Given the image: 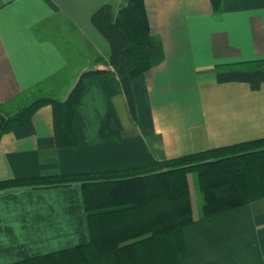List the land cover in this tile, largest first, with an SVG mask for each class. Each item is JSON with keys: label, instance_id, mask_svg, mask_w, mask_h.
Masks as SVG:
<instances>
[{"label": "crops", "instance_id": "obj_1", "mask_svg": "<svg viewBox=\"0 0 264 264\" xmlns=\"http://www.w3.org/2000/svg\"><path fill=\"white\" fill-rule=\"evenodd\" d=\"M124 3L0 0V112L64 99L81 72L108 69L84 79L74 146L56 144L50 104L32 113L31 134L0 133V180L125 168L264 137V82L215 77L217 65L264 58V0H220L218 10L210 0H144L163 59L131 80L132 112L91 22L100 6ZM187 181L195 221L183 228L182 264H264V196L199 218L192 172ZM88 240L79 182L0 191V264Z\"/></svg>", "mask_w": 264, "mask_h": 264}, {"label": "trees", "instance_id": "obj_2", "mask_svg": "<svg viewBox=\"0 0 264 264\" xmlns=\"http://www.w3.org/2000/svg\"><path fill=\"white\" fill-rule=\"evenodd\" d=\"M210 1L218 10L220 0ZM91 22L109 43L107 62L132 112L131 80L163 59L161 40L149 30L144 0H125L117 10L104 4L92 13ZM107 70L81 72L64 99L38 96L15 111L0 112V133L31 134L32 113L50 104L56 144L74 146L72 121L84 79ZM215 71L218 82L243 81L256 89L264 82V58L220 64ZM187 172L194 174L201 195L199 218L262 197L264 137L125 168L2 179L0 191L79 182L89 229L87 242L7 264H182L183 228L195 221Z\"/></svg>", "mask_w": 264, "mask_h": 264}, {"label": "rangeland", "instance_id": "obj_3", "mask_svg": "<svg viewBox=\"0 0 264 264\" xmlns=\"http://www.w3.org/2000/svg\"><path fill=\"white\" fill-rule=\"evenodd\" d=\"M78 62H79V61H78ZM81 62H83V61H81ZM193 176H194V174H193ZM196 193H197V196H198L199 199H200V200H199V201H200V202H199V205H201V195H200V193H199L198 191H196Z\"/></svg>", "mask_w": 264, "mask_h": 264}]
</instances>
